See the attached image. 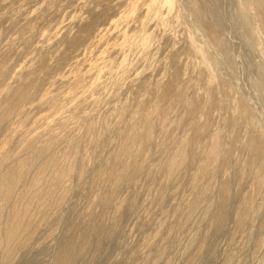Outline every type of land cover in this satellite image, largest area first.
Here are the masks:
<instances>
[{
    "label": "rangeland",
    "instance_id": "1",
    "mask_svg": "<svg viewBox=\"0 0 264 264\" xmlns=\"http://www.w3.org/2000/svg\"><path fill=\"white\" fill-rule=\"evenodd\" d=\"M0 264H264V0H0Z\"/></svg>",
    "mask_w": 264,
    "mask_h": 264
}]
</instances>
